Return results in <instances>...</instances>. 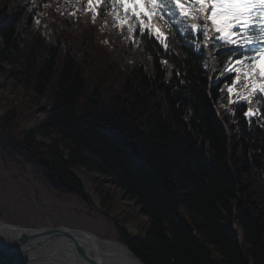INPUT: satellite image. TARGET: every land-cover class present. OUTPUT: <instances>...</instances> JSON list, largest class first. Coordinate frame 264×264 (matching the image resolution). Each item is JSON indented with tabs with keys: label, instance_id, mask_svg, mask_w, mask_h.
I'll return each mask as SVG.
<instances>
[{
	"label": "trees",
	"instance_id": "16d2710c",
	"mask_svg": "<svg viewBox=\"0 0 264 264\" xmlns=\"http://www.w3.org/2000/svg\"><path fill=\"white\" fill-rule=\"evenodd\" d=\"M203 14L156 20L162 44L122 27L106 0L91 9L88 0H0V63L11 65L0 73L22 88L0 116V146L23 141L48 190L88 209L76 172L103 177L93 186L101 214L145 264H264V93L244 75L258 40H243L260 36L264 15L253 12L252 30L236 29L232 44L207 42ZM40 100L41 120L26 127L24 107ZM112 186L144 221L112 215ZM0 264L24 261L0 251Z\"/></svg>",
	"mask_w": 264,
	"mask_h": 264
},
{
	"label": "rangeland",
	"instance_id": "374dc122",
	"mask_svg": "<svg viewBox=\"0 0 264 264\" xmlns=\"http://www.w3.org/2000/svg\"><path fill=\"white\" fill-rule=\"evenodd\" d=\"M0 65L5 70L11 68V65L4 62H1ZM10 78L8 74L0 73V116L3 112L6 113L5 109L8 111L16 106L15 94L22 93V88ZM41 103L44 101L39 102L38 107L33 102L31 107H24L25 110L22 111L21 117L22 121H27H25L26 127L41 120L43 115L39 109ZM18 110L14 109V116H17L16 111ZM19 121L14 123L16 129L18 125L21 126L20 118ZM5 144H7L6 141ZM4 147L6 146L4 145ZM3 154L6 156L2 157L0 154V218L2 220L27 229H81L102 239L117 240L114 226L101 214L99 196L93 189L97 179L103 181V177L82 170L76 172V176L81 180L83 189L93 205L88 209L76 196L58 197L49 191L46 184L38 178L31 165L21 155L6 152ZM94 176L98 178L96 177L94 180ZM104 185L108 187L105 182ZM110 192L114 198V203L109 209L112 211V215H122L121 212L124 214L131 210L137 218H140V221H144L145 217H140L137 210L134 212V205L120 194L119 189L112 186ZM126 229L128 232L134 233L136 222L128 223Z\"/></svg>",
	"mask_w": 264,
	"mask_h": 264
},
{
	"label": "snow or ice",
	"instance_id": "6c2138e0",
	"mask_svg": "<svg viewBox=\"0 0 264 264\" xmlns=\"http://www.w3.org/2000/svg\"><path fill=\"white\" fill-rule=\"evenodd\" d=\"M101 2L102 0H88L89 8L91 9L94 3L100 4ZM110 2L114 8V16L122 27L124 26L123 22H131L128 28L130 33L136 27L139 28L140 33H144L145 30L154 31V25L148 23L149 13H154L158 20L169 23V21H165V15L177 14L175 10L172 12L168 10V6L174 5L180 16L191 15L193 11L207 13L204 20L211 21L212 28L224 36L227 43L232 44L237 43V40L230 38L235 35L234 28L243 30L245 33L251 31L249 24L254 19L252 13L260 12L264 15V0H191V3L189 0H110ZM193 4L198 5V8L193 9ZM141 5H144L147 11H142ZM120 9L124 11L116 15V11ZM92 10L94 11V9ZM192 28H197V25L193 24ZM204 28H207V24L204 25ZM260 31L264 33V27H261ZM204 35L207 37V31L204 32ZM155 36L162 44L165 43L161 39V33L156 32ZM243 40L245 44L254 43L256 40H264V35L255 40L245 35ZM237 63L239 64L240 61ZM244 75L246 79L251 77L253 93L257 91L264 93V48L259 50L255 58H250L248 69ZM231 91L232 89H229V92ZM241 99L249 98L242 96ZM245 114L254 115L251 109Z\"/></svg>",
	"mask_w": 264,
	"mask_h": 264
},
{
	"label": "bare ground",
	"instance_id": "6f19581e",
	"mask_svg": "<svg viewBox=\"0 0 264 264\" xmlns=\"http://www.w3.org/2000/svg\"><path fill=\"white\" fill-rule=\"evenodd\" d=\"M10 143L9 138L5 140ZM24 148H29L26 144H22ZM4 146H0V154ZM35 159V157L33 158ZM28 161V160H26ZM59 197V196H58ZM99 203V202H98ZM27 229L21 225L7 223L0 218V241H11L18 230ZM50 229V228H45ZM98 237V236H97ZM93 249L100 251V257H103V264H139L130 252L124 246V243L113 239H87ZM86 252V250L84 249ZM81 251L82 255L85 252ZM88 253V252H87ZM24 256L27 264H89L87 257L76 255L73 249L64 245L44 246L41 244H32L30 247H24ZM91 254L90 251L88 253ZM86 259V260H85Z\"/></svg>",
	"mask_w": 264,
	"mask_h": 264
},
{
	"label": "water",
	"instance_id": "95a60500",
	"mask_svg": "<svg viewBox=\"0 0 264 264\" xmlns=\"http://www.w3.org/2000/svg\"><path fill=\"white\" fill-rule=\"evenodd\" d=\"M19 143V141H18ZM128 147L132 155H137L139 152L138 146L135 140L128 142ZM22 150L29 151L28 148H22ZM38 161V160H33ZM97 239L98 237L86 230H68V229H22L18 230V233L15 234L14 238L11 241H0V251L11 255H19L22 260L26 263V257L24 256V247L28 248L32 244H41L44 246H54V245H66L69 248L73 249L76 255L87 257L89 264H103V257L99 256L100 251L93 249L89 244L87 239ZM128 252L137 259L139 264L143 263L136 255H134L130 249L124 244ZM86 250V252L84 251ZM84 251L85 255H82L80 252ZM90 251V255L88 254ZM88 252V253H87ZM85 259V260H86Z\"/></svg>",
	"mask_w": 264,
	"mask_h": 264
},
{
	"label": "flooded vegetation",
	"instance_id": "af4514ba",
	"mask_svg": "<svg viewBox=\"0 0 264 264\" xmlns=\"http://www.w3.org/2000/svg\"><path fill=\"white\" fill-rule=\"evenodd\" d=\"M16 140H18V139L16 138L14 141H11L10 143L5 144L6 147H4V152H6V153H17V154L21 155V157L25 156L24 158L29 160V161L32 160L35 157L32 149L29 147L30 151H28V152L25 150H22L23 147L21 144H25V143L23 141H21L20 142L21 144H20Z\"/></svg>",
	"mask_w": 264,
	"mask_h": 264
}]
</instances>
